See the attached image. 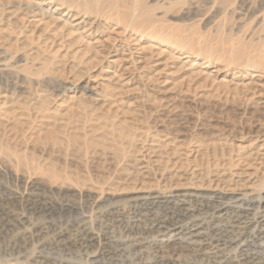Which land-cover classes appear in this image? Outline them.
Here are the masks:
<instances>
[{
	"label": "rangeland",
	"instance_id": "1",
	"mask_svg": "<svg viewBox=\"0 0 264 264\" xmlns=\"http://www.w3.org/2000/svg\"><path fill=\"white\" fill-rule=\"evenodd\" d=\"M9 1L0 0V8L3 11L0 13V203L3 204V201L10 200L21 191L10 177L11 174L19 176L26 182L43 185L49 182L48 171L57 169L56 171L64 170L74 178L67 185L70 191L79 189L82 185L78 182L84 177L85 180L95 182L93 184L102 182L104 185L113 186L110 188L105 186L107 192L109 189L119 188V193L109 190V193L115 197L110 203L119 202L118 205H122L124 199L135 195L132 191L126 190L129 189V184L133 185V178H126L127 174L118 170L120 174L112 164V156L114 157V153L119 151L117 143L122 141L124 146L127 143L125 139L120 141L121 138H117L121 131L125 133L123 127L138 137L137 140L142 134L149 136V141L144 144L145 166L143 165L142 178L144 182L148 181L142 185L144 192L147 188L150 191V187L151 192L157 190L161 192L164 185L171 183L172 189L168 194L163 191V195L172 196L176 192L192 190L188 187L176 189L175 185L178 181L169 172L172 167L170 165L180 159L183 161L186 155L191 167L195 165L203 167L204 159L205 163L209 160L212 164L220 158L222 161L228 157H234V160L236 157L235 167H232L234 169L226 168L225 175L227 178L230 177L229 179L232 178L233 182H238L236 184L238 189L246 190L247 198L260 195L264 199V0H120L118 10L121 14L129 11L127 8L130 7V3L135 2L133 5L140 4L141 7L145 5L144 9L147 6L151 18L146 20L147 23L141 21L138 23L140 25L135 27L133 23H129L131 22L129 18H125L129 13L120 17L122 21L115 22L110 18L111 12L109 14L106 12L107 15L102 14L97 19V25L90 34L85 35L83 39L85 41L80 40V44L78 35L70 38L68 31H59L62 26L59 23L46 28L34 22V25L37 23L36 26L39 25L36 31L33 27L25 28L26 23L39 18L26 16L22 9L16 10L15 5L19 0ZM10 11L14 13L13 16ZM64 11L63 7L62 12ZM87 17L86 27L94 21L93 16ZM124 18L130 20L125 21L128 24L123 21ZM19 25L20 27L17 28ZM32 32L33 35H30ZM115 32H120L124 37L133 36L131 40L137 41L140 45L137 56L140 55L143 59L151 58L145 66L143 60L137 67H133L130 61L121 63L122 71L118 72V75L122 73L123 75L122 78L118 77L120 79L110 75L117 70L116 64L112 61L121 58L119 54L114 53L116 49L108 51L109 54L103 51L107 57L102 60L97 53L102 52L101 47L93 44L97 39L100 42L104 41L108 34L114 37V34H117ZM54 35L60 38H57L55 46L52 47L49 45ZM26 36L29 38H25ZM29 39L31 41H28ZM88 42L92 43L90 48L87 47ZM103 45L109 47L107 44ZM47 47H50V50ZM141 47L142 49L145 47L144 50ZM150 47L151 50L147 49L149 51L146 52L145 49ZM44 49L50 53L45 52ZM161 50L165 52L161 53ZM39 52L41 54H38ZM54 52L56 56L55 54L52 56ZM154 52H157L156 55ZM169 53L173 55V59L169 58ZM182 65L184 66L180 67ZM127 66L129 72L123 71ZM157 72L160 76L156 74ZM104 77L106 79H103ZM91 87L96 88L97 91H90ZM98 91L99 93L102 91L101 95L97 94ZM109 134H113L114 137ZM154 135L156 138L152 139ZM113 139L117 140V143ZM114 142L116 145H113ZM121 143H118L119 147ZM220 143L222 144L219 145ZM183 145L189 147L184 150L181 148ZM114 147L117 149H113ZM230 149L234 152L231 153ZM111 150L112 152L114 150L112 154ZM149 150L153 153L148 152ZM175 150H178V153H175ZM195 153L198 154V158H203L198 159L199 161L202 159L203 163L194 161ZM105 155L108 156L105 158ZM167 160L168 171H159L161 167L157 166L161 161L164 163ZM195 170L201 171L198 168ZM178 172V176L183 175L182 171L178 170ZM84 174L90 177L87 179ZM142 178H138L139 182ZM109 179L113 180L115 186ZM126 179L127 181L129 179V183ZM180 182L178 183L186 184L184 180ZM92 183L90 185H93ZM137 183L139 188L141 183ZM249 190L253 192L249 193ZM40 191L37 189L34 192ZM67 198L65 200H72L70 195ZM16 205L9 204L3 212H0V264H57L60 259L65 258L66 256L56 250H42L44 260H36V258L34 261L29 258L34 251L33 246L37 243L30 241L29 227H26L21 218L24 210ZM4 212L7 214L5 215ZM156 212L159 213L160 210ZM69 215L65 214L61 217L55 214L56 217L50 218L57 222L56 224H61ZM27 217L39 222L44 221L45 218V221H49L46 214L41 216L39 214L37 218L29 215ZM173 234L171 230L162 236H157L156 240L165 241ZM24 240L27 243L23 245ZM174 246L178 247V244L174 243ZM39 250L36 251L40 252ZM97 262L93 264H99Z\"/></svg>",
	"mask_w": 264,
	"mask_h": 264
},
{
	"label": "bare ground",
	"instance_id": "2",
	"mask_svg": "<svg viewBox=\"0 0 264 264\" xmlns=\"http://www.w3.org/2000/svg\"><path fill=\"white\" fill-rule=\"evenodd\" d=\"M118 1H120V0H26V1L19 0V2L15 5V7H17L16 10L22 9L25 12L26 16L30 15L34 18H39L36 21H32V20H31L32 22L29 21L28 23H26L27 25L24 24L25 28L33 27L34 31H36L37 27L39 26V25L36 26L38 23L44 25L46 28L49 25H54V24L56 25L59 23L62 25V26L60 25L61 30H59V31H62V30L68 31V36L70 38H71V36L78 35V37H79L78 43H79L80 40L85 39L84 37L87 36L86 34L91 33V30L94 28L95 25H97V21H98L97 19H99L102 14L107 15L106 12H108V14H109V12H111L110 18L115 22H119V20H121L120 17L122 15L125 16L127 13H129V15H128L129 17L126 16L125 18H129L131 20V22H129V23H133L134 26L140 25L138 23H140L141 21L146 22L147 19L149 20L151 18V16H150L151 14L148 11L150 9H148L147 6L144 9L145 5L144 6L142 5L143 7H141L140 4L133 5V4H135L134 1H132L134 3H132V4L130 3V5H129L130 7H128L126 4V6L128 7L127 9H129V11L127 10V12L125 14H123V13L121 14V12L118 10V5L120 3ZM179 2H178V4H179ZM121 3H123V2H121ZM124 6H125V3H124ZM63 7L65 8L64 12H62ZM6 11H8V10H6ZM6 11H4V12H6ZM2 12L3 11L1 9L0 13H2ZM124 12H125V10H124ZM11 14H12V12H11ZM13 14H12V16H13ZM87 16H93L94 17V21L93 22L91 21V23L88 24V27H86V23H87V19H88ZM25 17H24V19H26ZM22 18H23V16H22ZM24 19H23V21H24ZM129 19H125L123 21L125 22L126 20H129ZM19 20H20V18H19ZM19 20H18V22H19ZM10 21L13 22V20H10ZM34 22H38V23L36 25H34L35 24ZM126 22H128V21H126ZM150 22L152 23V21H150ZM9 24H11V23H9ZM126 24H128V23H126ZM22 26L23 25H21V27ZM19 27H20V25L17 28H19ZM127 27H129V26H127ZM14 31H15V28H14ZM14 31H12V32H14ZM28 31H30V30L28 29ZM33 32L30 35H33ZM44 32H42V33H44ZM29 33H31V32H29ZM115 33H117V32H115ZM21 34H22V32L20 33V35ZM57 34H59V32ZM112 34H113V32H112ZM112 34H108L109 36L107 38H105L104 41L101 40V42H100V40L97 39L93 43V44H96V46L98 44L101 47L102 52H97V53L99 54V56H101L102 60L106 59V57H107V55H105L103 53V51L108 52L111 49H116L114 51V53L115 54L117 53L121 56V58L119 57L120 59L118 58L119 60L112 61L114 64H116L117 70H115L113 74H110L111 76L113 75L114 78L115 77L118 78V77H121L123 75V73H122V75L121 74L118 75V72L122 71L121 70L122 69L121 63H124L125 61L126 62L130 61V63L132 64L133 67H137V65L139 63H141L142 60L144 61V66L150 62V59H151L150 57L149 58L146 57V59L145 58L143 59L142 56H140V55L137 56V53L139 51L138 49H140V48H138V46H140V45H138L137 41L134 42V41H132L133 39L131 40V38L133 36L131 38L130 37H124L119 32L117 34H114L115 36L113 37V36H111ZM124 34H125V31H124ZM55 35H54V37L51 38L52 42H50L51 45H49V46H52V47L55 46L56 40L59 37V36L56 37L57 35L56 36ZM23 36H24V34H23ZM27 36H29V35H27ZM27 36L25 38H27ZM118 37H120L121 39H118ZM31 39H29L28 41H31ZM51 39L49 38L50 41H51ZM153 39H155V38H153ZM159 39H162V38L159 37ZM32 40H34V39H32ZM165 40H167V39H165ZM83 41H85V40H83ZM90 42H92V41H90ZM90 42L87 43L88 48H90L92 45V43H90ZM161 43H164V42L162 41ZM166 43H169V41H166ZM103 44H107L109 47L104 46ZM57 46H59V45H57ZM151 47L146 48L145 51L148 52L149 50L147 51V49L151 50ZM144 48L145 47H143V49H142V47H141L142 50H144ZM152 48H154V47H152ZM48 50H50V47L48 48ZM46 51L47 50H45V52ZM94 51H96V50H94ZM163 51L161 50V53ZM37 52H38V50H37ZM47 52H49V51H47ZM156 53H155V55H156ZM38 54H41V53L39 52ZM54 54H55V52L53 53L52 56H54ZM108 54H109V52H108ZM56 55L57 54H55V56ZM97 57H98V55H97ZM47 58H49V57H47ZM156 58H158V57H156ZM156 58H154V59H156ZM169 58L173 59V55L170 54ZM260 59H261V57H260ZM99 63H100V61H99ZM156 63H159V62H156ZM64 64H65V62H64ZM64 64H62V65H64ZM183 66L184 65H182L180 67H183ZM73 69H75V68L73 67ZM141 69H143V68H141ZM60 70H62V69H60ZM64 70H65V68H64ZM127 70L129 72L128 66L123 71H127ZM215 71H218V70H215ZM69 72H72V71H69ZM131 72H132V70H131ZM70 74H72V73H70ZM156 74H158V72ZM63 75H62V77H63ZM99 79L100 78H98V80ZM103 79H106V78L104 77ZM118 79H120V78H118ZM118 79H117V81H119ZM210 79L212 80V78H210ZM95 80H97V79H95ZM109 81H111V80H109ZM166 82H167V80H166ZM257 82L258 81H256L255 84H257ZM253 84H254V82H253ZM261 85H263V84H261ZM99 86H100V84H99ZM93 87L89 88L90 91H94V90L97 91V89L93 88ZM263 87H264V85H263ZM223 88H224V86H223ZM105 89H107V87ZM253 89H256V88H253ZM100 93L98 91L97 94L101 95ZM92 94H93V92H92ZM258 96H259V94H258ZM260 96H262V95H260ZM248 100H250V99H248ZM119 129H118V132H119ZM123 129L125 130L124 131L125 133H123V131H121L122 133H119L117 135V138L118 139L121 138L120 141L125 139L127 141V143H126V146H124L121 143L122 141L118 142V143H121L123 145V147H122V145L119 147L117 140L115 141V139H113L117 143V146L119 148V149H117L114 147L113 149L119 150V151L115 150L116 154H117V152H119V153L117 155L114 153L115 156L114 157L112 156V164L116 166L117 171L120 170L122 173L125 172V174H127V177L124 176V178L125 177L129 178V179L133 178L132 179L133 182L130 181L133 183V185L130 186V184H129V189H126V190L132 191V193H134L135 195L127 197L126 199H124V202L122 205H118L119 202L117 204L114 202L112 204L110 203L111 201L114 200L115 197L113 196V194H111L109 192L114 191V192L119 193L120 192L119 188H115V190L109 189L110 191L108 190V192H107L106 191L107 189L105 190V186H108L109 188L113 187V186H111L109 184L104 185V184H102V182H101V184L100 183L99 184H93L95 182L92 183V181L88 179V177H90V175L87 177L84 174L88 180H85V177L83 180L80 179L81 181H79L78 183H81L82 186H80V188L78 186L79 189H76V190L74 189L73 191H70L68 189L67 185L70 182H72L74 180V178L72 177L73 178L72 179L71 176L68 175V173L64 172L63 169H62L63 171H56L57 169L56 170L50 169L48 171L49 168H47L46 171L49 172V175H48L49 176V178H48L49 182L45 183L43 185L34 184L31 182H26L24 179L19 178V176H15V175L10 173L11 174L10 177L12 178L14 183L20 187L21 191H18L19 193L15 194V196H13L8 201H6V200L3 201L4 199H2L3 204L0 203V212H3V210L6 209L7 206H9V204H17L24 210L21 213L22 214L21 218H22V220H24V224L27 225L26 227H29V231H28L29 239L31 242L34 241L35 243H37L36 246H33L34 251L32 253V256L31 257L29 256V258H31L33 260L36 258H37L36 260H44L45 256L44 257L42 256V253H43L42 250H56V251L60 252L62 255L66 256L63 259H60L57 264H93L95 261L96 262L97 261L104 262V264H264V199L260 195H258L256 197L247 198V196L245 194L246 190L244 191V190L238 189L236 186V184L238 182L237 183L233 182L232 178L229 179L230 177L227 178V176L225 175V173H227V172H224V171L226 168L234 169L232 167H235L234 163L236 161H234V160L236 159V157L234 160H233L234 157L233 158L232 157L227 158V156L231 155V154H229L225 157V158H227L226 160L222 159V161H221L220 160L221 158H220L219 160H217V161L215 160V162H214L211 159L213 161V163L211 164V163H209V160H208V162L205 163V159H204V163H203L202 157H200L202 159H201V161H199L198 159H200V158H198L199 156H197L198 154H196L197 153L196 152L195 153L196 156L193 159L196 162L199 161L198 163H200V162L203 163L202 164L203 167H201V165H195L196 164L195 162H194L195 166L193 165L194 167H191V165L188 162L187 155H186V157H185V159H183V161H181V159H180L177 162L174 161L175 163L171 162L173 164L170 165L172 167H171V170H169V172L173 175V178L176 177L178 182H180L181 180L186 181V184H184V183L180 184L181 182L180 183L177 182L176 185L174 184L176 189L184 188V187H186V189H187V187H188V189L191 188L192 190L184 191L182 193L176 192L172 196L163 195V191L167 192V194H168V191L172 189L173 185L171 186V184H172L171 183V184H167V185L163 184L164 186H163V189L161 192H160V190H157V192H151V187H150V191H148V188H147L148 192L145 191L146 192L145 193L144 187L142 185L146 182L148 183V181L144 182V178H142L144 175V166H145L144 165V147H145L144 144L147 141H149L148 140L149 136L148 135L144 136V134H142L139 137V139L137 140L138 137H136L126 127L125 128L123 127L122 130ZM116 131H117V129H116ZM141 132L143 133V131H141ZM113 133H114V135H116L115 131ZM109 135H113V134H109ZM114 135L112 137H114ZM154 137H155V135L153 136L152 139H154ZM106 138L107 137H105V139ZM138 141L140 142L139 144H138ZM173 141H171V142H173ZM115 142L113 143V145H116ZM167 142L169 143V141H167ZM253 142H255V141H253ZM154 144H156V143H154ZM221 144L222 143H220L219 145H221ZM159 145L160 144H157V146H159ZM184 145H183V147H185ZM166 147L167 146H165L164 148L166 149ZM183 147H181V148L186 150L189 147V145H188V147H185V148H183ZM212 147H213V145H212ZM159 149H161V148H159ZM178 150H175V153H178ZM213 150H215V149H213ZM230 150H231L230 151L231 153L234 152V150H232V149H230ZM235 150H237V149H235ZM110 152L112 154L114 152V150H113V152H112V150ZM148 152H151V151L149 150ZM167 152H169V151H167ZM210 152H211V150H210ZM151 153H153V152H151ZM189 153H190V151H189ZM217 153H220V152H217ZM226 153H229V152H226ZM240 153H241V150H240ZM101 154H103V153H101ZM106 154H108V153H106ZM111 154H109V155H111ZM162 154H163V152H162ZM164 154H165V152H164ZM147 155H148V153H147ZM147 155H146V157L150 156V155H148V156ZM154 155H156V154H154ZM107 156L105 155V158ZM157 156L159 157V155H157ZM164 156H162V157H164ZM184 156H185V154H184ZM201 156H204V155H201ZM236 156H238L237 153H236ZM256 156H258V155H256ZM259 156H260V154H259ZM103 157H104V155H103ZM105 158H102V159L104 160ZM204 158H206V156ZM209 158L207 157V159H209ZM252 158H255V157H252ZM164 160L165 159H163V161ZM168 160H167V162H164V163H163V161H161L162 164L160 163V165L157 166V167H161V169L159 168V171H162V172L168 171V169H169V166H167L168 162H169ZM238 160H239V158H238ZM258 160H259V158H258ZM156 161L158 162V160H156ZM240 161H242V160H240ZM109 162H111V161L109 160ZM103 164H104V162H103ZM192 164H193V162H192ZM147 165H149V164H147ZM45 166H46V164H45ZM45 166H43V167H45ZM48 166L49 165H47V167ZM155 166H156V164H155ZM250 167H252V166H250ZM196 168L200 169L201 171L198 172V170H195ZM152 170H153V168H152ZM156 170L157 169H155V171ZM178 170L182 171L183 175L186 177H182L183 176L182 174H181V176H178V174H179ZM114 171H116V170L114 169ZM0 174H1V172H0ZM6 174H8V172ZM245 174H247V173H245ZM7 176L8 175H6V177ZM241 176H242V174H241ZM139 177L142 178V181L140 180L141 182H139V180H138ZM167 178H170V177L168 176ZM28 179H30V178H28ZM129 179H128V181L126 179V181L128 183H129ZM13 181H12V183H13ZM112 181H111V183H112ZM119 181H121V180H119ZM137 182L141 183V186L139 188L136 185ZM86 183L89 184V186ZM90 183H92L94 186L90 185ZM120 183H118V184H120ZM123 183H125V182H123ZM112 184H114V183H112ZM151 185H152V183H151ZM102 186H104V187H102ZM114 186H115V184H114ZM189 186H191V187H189ZM245 186H246V184L244 185V188H245ZM16 187L17 186H15V188ZM154 187H157V186L154 185ZM238 187L240 188V186H238ZM160 188H162V187H160ZM16 189H18V188H16ZM20 189H18V190H20ZM37 189H40L41 191L38 193L34 192ZM120 189L122 192V186ZM154 189H156V188H153V190ZM248 192L251 193L253 191L249 190ZM34 193H36V194H34ZM68 195H70V197H72V200L71 199L65 200ZM121 203L122 202H120V204ZM157 210H160V212L159 213L156 212ZM16 211H17V209H16ZM64 213L66 215L72 214L73 216L69 215L65 219V221L61 224L60 223L56 224L57 222H54L50 218V217H54L55 214H59L62 217V215H65ZM4 214H5V212H4ZM39 214H40V216H41V214H46V217L49 218V221L48 220L45 221V219H46L45 218V219H43L44 221L39 222V221H35L34 219L33 220L29 219L27 217L29 215V217L35 216V218H37L36 216ZM15 218H16V216H15ZM40 219H38V220H40ZM18 220H21V219H18ZM55 220H57V218ZM15 221H17V220H15ZM15 226H16V224H15ZM22 230H23V227H22ZM171 230H173L174 234L171 235V237L169 239H167L165 241H157L156 240L157 236H162V235L166 234L167 232H170ZM19 234H21V233H19ZM26 237L28 238L27 235H26ZM23 238H25V236ZM26 243H27V241L24 240V242L22 244L24 245ZM174 243H177L178 247H175ZM29 244H31V243H29ZM38 249H40L39 250L40 252L36 251ZM27 260H29V259H27ZM97 263H99V262H97Z\"/></svg>",
	"mask_w": 264,
	"mask_h": 264
}]
</instances>
